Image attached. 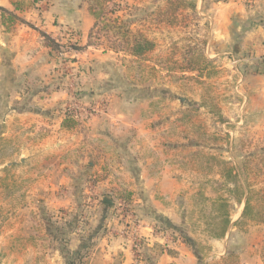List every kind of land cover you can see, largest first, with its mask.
Segmentation results:
<instances>
[{"label":"crops","instance_id":"1","mask_svg":"<svg viewBox=\"0 0 264 264\" xmlns=\"http://www.w3.org/2000/svg\"><path fill=\"white\" fill-rule=\"evenodd\" d=\"M31 1L24 0V8L15 10L13 0H0V6L14 11L23 20H13L7 28L0 18V139L3 142L15 137L23 139L11 144L15 156L0 164V172L44 167L53 173L34 182L32 191L18 188L16 192H0L2 201L24 202L31 197L38 200L33 222H28L23 209H17L14 227L0 229V264H54L55 261L61 264L63 260L70 264L66 255L51 243L48 244L50 255L45 258L40 255L42 245L35 229L41 226V215L49 223L55 209H63L59 221H66V233L80 237L71 240L68 246L74 249L71 264H210L228 255V243L238 232L236 222L242 218L244 197L238 203L240 209L235 216L228 212L224 236L207 240L209 249L205 257L202 254L197 257L193 247L168 234L170 226L180 227L187 218L179 201L186 181V173L182 171L184 163L180 161L183 152L176 143L170 142L172 137L180 139L170 128L175 117L182 118L181 114L158 118L150 107L151 99L125 97L118 88L110 87L107 80H102L107 79V66L102 64L98 68L97 64H91L92 54L86 58L90 46L77 51L72 56L76 57L74 60H66L60 57L65 54H56L47 45L42 32L63 45L68 40L65 29L70 27L78 33V45L87 43L94 19L86 5L68 0ZM194 10L207 20L209 57L221 69H226L228 77L234 80V90L244 98L240 107L244 110V121L257 122L256 127L263 135L264 0H196ZM80 66L83 71H79ZM74 67L81 77V82H76L77 90L73 89L75 94L67 80ZM74 95L84 105L104 98L107 107L103 112L85 116L88 119L84 124L81 122L83 125L73 120L71 125H66L68 116L64 106L74 101ZM227 109L225 106L226 114ZM182 124L180 120L176 128L180 134L186 132ZM106 151L114 154L112 159L119 151L124 153L120 160H114L118 171L112 168L120 176L113 179L105 172L97 182L105 185L115 184L117 180L129 187L138 222L127 225L126 235L120 233L126 223L117 214L114 197L111 196L114 206H108L102 201L108 193L104 189L98 201L91 205H86L81 196L80 184L84 179L106 167ZM41 157L48 159L43 160V165L37 163ZM0 181V187L10 186L9 180L0 178ZM82 213L86 226L79 229ZM28 223L30 241L24 238ZM50 228L48 224L49 237ZM11 231L16 232L8 235ZM239 232L243 235L244 229ZM133 233L144 239L140 259L135 258L131 247ZM83 234H87L85 241ZM27 251L31 254L27 255ZM249 256L244 259L246 264H264L260 256L257 262Z\"/></svg>","mask_w":264,"mask_h":264},{"label":"rangeland","instance_id":"2","mask_svg":"<svg viewBox=\"0 0 264 264\" xmlns=\"http://www.w3.org/2000/svg\"><path fill=\"white\" fill-rule=\"evenodd\" d=\"M55 1L62 2L64 0ZM68 1L73 3L78 1L87 6L86 0ZM166 2L167 0H108L104 3L103 15H105L92 29L88 39L90 41L88 46L91 48L88 49L89 54L86 55V58L92 54V59L89 61L91 64H97L98 68L102 64L107 66L106 69L110 75L106 72L107 79L102 80H107L110 87L118 88V92L123 96L151 99L150 107L158 118L165 114H169L170 117L176 115L177 112L181 114L182 118L175 117L172 121V128H170V132H173L175 136L179 135L180 139L172 137L174 139L170 142L176 143L183 152L180 155V161L184 163L182 171L186 173V181L181 190L182 195L179 201L181 207H184V214L187 218L180 227H169L168 234L178 237L182 241H184V236L189 237L193 242L191 247H194L196 253L205 257L209 249L207 240L224 226L221 222L222 216L226 212L232 213L233 216L238 213L240 202H237L235 198L240 197L242 189L244 202L246 196L249 197V209L245 216L236 222L238 232L232 236L228 243L230 246L228 255L210 264H235L238 261L242 263L247 255H250L249 257L256 262L260 256L263 261L264 134L262 135L256 127L257 122L244 121V113H242L244 110L240 109L244 98L234 90V80L228 77L226 69H221L220 64L214 58L209 57L207 53V20L203 19V16L195 10L185 6L184 9H179L174 14L173 24H169L161 16ZM165 16L171 18L169 14ZM117 18L119 21L126 22L132 34L140 32L154 42V48L143 56H131L127 50H124V45L121 43L122 37L115 27L117 22L114 20ZM68 29H71L78 38L76 29L73 27ZM76 38L71 42L67 40L65 44L61 45L60 53L65 54V56H60L61 58L74 60L76 57L72 56L78 54L77 51L86 49L88 43L84 46L79 44L80 50L72 49L71 45L77 44L79 41ZM70 43L71 45H69ZM97 56L99 57L97 58ZM198 67H200L199 70ZM201 69H204L202 74H200ZM79 71H83V67L80 66ZM79 71L75 67L69 71L67 80H71L75 87H77V81L81 82ZM99 74L101 73L99 72ZM75 90L77 89L75 88ZM196 99L200 101L194 102L193 100ZM106 102L103 98L97 103L84 105L77 102L74 96V101L71 100L68 104L75 109V117L70 113H66V115L71 117L75 124L83 125L84 121L86 122L88 119L85 117L88 116L87 113H96L91 111V108H97V113L103 112L107 107ZM225 102L232 103L225 105L228 108L227 114L224 110ZM235 102L239 105H234ZM198 103L201 107L197 105ZM99 107H103V109ZM241 115L243 116L241 117ZM180 120L186 130L182 134L176 130ZM224 129L229 131L225 132ZM177 140H182L181 145ZM18 141H23V139L15 137L4 142L0 139V164L14 158L15 154L11 150V144H16ZM118 143L121 144V141ZM118 154L116 158L112 159L114 154L106 151L104 156V158H108L104 159L106 167L99 173L94 172L92 177L84 179V182L80 184L81 196L86 205L93 203H89V197L98 201V195L104 189L108 192L105 194L114 197L116 203L119 202L118 200H124L130 207L133 206L128 191L129 187L125 184L122 185L121 181L115 180V184L108 182L105 185H99L97 182L99 175L105 172L113 179L120 176L117 173L118 170L114 168V160H120V157H124V153L119 151ZM43 160L48 159L47 157L37 158V163L43 165ZM26 169H20L17 172L18 169L15 168L13 171L0 172V178L9 180L10 184L9 187H0L2 188L0 192H16L18 188L20 191L23 188L25 191L27 189L32 191L34 182L39 181L40 177L53 173L44 167ZM57 170L60 169H56L55 174ZM121 176L124 177V175ZM94 187L97 191L92 190L95 189ZM37 201L33 197L25 199L24 202L21 200L2 201L1 199L0 229L14 227L16 221L14 215L17 209H23L25 215L29 217L26 218L28 222H33V212L37 209ZM55 210L54 213V210L51 212L49 223L46 221L47 217L41 215V226L35 229L39 234L36 238L41 241L42 245L39 250L40 255L44 258L50 255L51 250L48 248V244L51 243L52 246L58 248L60 253L66 255L68 263H72L74 249H70L68 246H70L71 240L80 237L66 233L68 229L65 225L66 221H59L63 217V209ZM12 211L13 213L9 214ZM53 217H56V220L55 218L52 220ZM83 217L82 213L79 219V229L86 226V219ZM6 218L9 219L7 223L5 222ZM48 224L51 226L50 237L46 230ZM29 225L30 223L24 227V238L28 241L31 240V234L26 229ZM241 228L244 229L243 235L239 232ZM15 232L11 231L8 235ZM86 235H82L85 238L84 241L87 238ZM13 240L15 241L16 238L14 237ZM30 254V251H27V255ZM63 261L61 264H65ZM54 264H57V261ZM244 264L246 263L244 262Z\"/></svg>","mask_w":264,"mask_h":264},{"label":"trees","instance_id":"3","mask_svg":"<svg viewBox=\"0 0 264 264\" xmlns=\"http://www.w3.org/2000/svg\"><path fill=\"white\" fill-rule=\"evenodd\" d=\"M34 1H36V0H32L31 3L34 2ZM107 1L108 0H86L88 12L90 13V15L94 19V26L92 27V29L95 26H97V23L100 22V19L103 18V16L105 15V14L103 15L104 3H106ZM13 3H14L15 10L22 9L25 6L24 5V0H13ZM185 6L191 8L192 10H194L195 6H196V0H167L166 7L162 10L163 11L162 15H161V16H163L162 19H166L164 21L168 22L169 24H173L174 14L177 13L179 9H184ZM168 14L171 15V18L165 16V15H168ZM0 18H1V22L2 23H6L7 24L6 26H8V24L10 22H12L13 20H19V21L23 22V20L21 18H19L14 11H10V10L2 7V6H0ZM114 21L117 22L115 27H116V29L118 30V32L120 33V35L122 37L121 38V43H123V45H124L123 46L124 50H127L128 53L131 56H134V57L143 56L145 53H147L148 51H151L154 48V42H152L151 40L147 39L140 32H136V33L132 34L129 31V28H128L126 22H124L123 20L119 21L118 18L116 20H114ZM7 28H9V26ZM92 29L89 32L88 39L91 36ZM41 34H42L43 38L45 39L47 45L52 50H54V52L56 54H59L61 52V50H60L61 47H62L61 44L58 41H55L50 36H48L47 34H45L43 32ZM87 43L88 44H86V46L90 44V41L88 40ZM71 47L74 50H80L81 49V47L78 44H72ZM199 69H200V67H198V70ZM202 70H204V69L200 70V74L203 73ZM67 118L68 119H67L66 125H71L72 124L71 123L72 122L71 117H67ZM68 122H69V124H68ZM243 196H244V191L241 189L240 190V197L239 198H235L236 201L237 202H241ZM248 200H249V197L246 196L245 202H244L245 203L244 204V209H243L241 217H244L245 214H246V211L249 209V201ZM222 205H225V204H222ZM221 219H222L221 222L224 224V226H222V228H221V230L219 232H216V234L212 236L214 238H219V237L224 236L226 228H227V225L229 223L228 213L226 212L222 216ZM170 227L173 228L172 226H170ZM183 238H184V241L188 245H190V246L193 245V242H192V240L189 237L184 236ZM143 245H144V240L142 241V244H141V247H140L141 258L143 257V250H142ZM194 253L198 257L199 254L196 253L195 250H194ZM263 263H264V258H263Z\"/></svg>","mask_w":264,"mask_h":264},{"label":"built area","instance_id":"4","mask_svg":"<svg viewBox=\"0 0 264 264\" xmlns=\"http://www.w3.org/2000/svg\"><path fill=\"white\" fill-rule=\"evenodd\" d=\"M66 34H67V38L68 40L71 42L73 41V39H75L77 36L76 34L71 30V29H66ZM71 45V43L69 44ZM70 50H72L71 48H69ZM69 81V87L73 89H75V85L72 84L71 80ZM76 93V91L74 92V94ZM76 97V95H74ZM77 98V97H76ZM100 109H103V107H99ZM91 111L97 112L98 109L95 108H91ZM64 113H70L73 117H75V109L70 105L67 104L64 107ZM92 114V113H87V115ZM89 203L96 201L95 198L93 197H89L88 198ZM119 202L117 203V214L119 215V217L121 218L122 221H124L126 224L123 225L122 229H120V233L126 235V233L128 232V226L129 223H133V222H138V217H136L135 212H134V208L133 206L130 205L125 202L124 200H118ZM131 240V247L132 250L134 251L135 254V258L136 259H140L141 258V253H140V247L142 244V241L144 240L141 236H138L136 233H133L130 237Z\"/></svg>","mask_w":264,"mask_h":264},{"label":"water","instance_id":"5","mask_svg":"<svg viewBox=\"0 0 264 264\" xmlns=\"http://www.w3.org/2000/svg\"><path fill=\"white\" fill-rule=\"evenodd\" d=\"M102 201L106 204V205H108V206H114V201L111 199V197L110 196H108V195H104L103 197H102Z\"/></svg>","mask_w":264,"mask_h":264}]
</instances>
